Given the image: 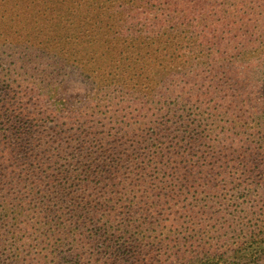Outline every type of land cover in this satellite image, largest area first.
<instances>
[{
    "label": "rangeland",
    "instance_id": "obj_1",
    "mask_svg": "<svg viewBox=\"0 0 264 264\" xmlns=\"http://www.w3.org/2000/svg\"><path fill=\"white\" fill-rule=\"evenodd\" d=\"M34 2L0 0V264H264V0H214L196 31L215 96L140 78L99 105L48 66L60 30Z\"/></svg>",
    "mask_w": 264,
    "mask_h": 264
},
{
    "label": "trees",
    "instance_id": "obj_2",
    "mask_svg": "<svg viewBox=\"0 0 264 264\" xmlns=\"http://www.w3.org/2000/svg\"><path fill=\"white\" fill-rule=\"evenodd\" d=\"M213 1L35 0L33 5L44 2L60 30L46 37L56 45L48 66L70 65L84 84L85 97L99 105L111 97L139 98L145 93L140 78L151 80V100L163 88L181 101L215 96L224 71L216 66L215 42L202 38L208 33L196 32L213 30L206 23L213 18ZM195 47L211 51L199 56ZM15 98L10 97L9 106ZM19 113L25 118L24 111ZM26 127L23 123L18 129Z\"/></svg>",
    "mask_w": 264,
    "mask_h": 264
}]
</instances>
